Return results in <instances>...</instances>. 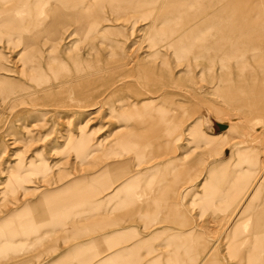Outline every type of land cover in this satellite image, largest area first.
<instances>
[{"label": "rangeland", "instance_id": "obj_1", "mask_svg": "<svg viewBox=\"0 0 264 264\" xmlns=\"http://www.w3.org/2000/svg\"><path fill=\"white\" fill-rule=\"evenodd\" d=\"M83 1L84 12L101 14L100 22L92 18L101 36L94 49L79 35L55 45L14 39L37 21L42 27L52 16L59 19L68 6L64 0H0V13L6 15L0 17V244H16L19 251L0 256V264H91L134 243L130 234L118 242L109 236L129 228L152 237L148 243L156 253H168L169 243L154 234L173 229V221L144 216H163L174 208L194 216L212 236L213 262L238 264L239 257L228 249L229 224L253 192L264 198V45L244 46L248 37L263 35L249 28L246 8L253 6L260 24L264 0H127L131 10L117 17L116 2ZM69 26H62L63 32L76 27ZM217 78L229 83L215 89ZM80 135H87L81 150ZM133 155L147 161L132 160L129 171L158 168L160 175L180 159L174 164L185 169L186 179L176 197L165 199L162 207L147 203L136 210L123 193L120 204L112 201L107 210L114 212L109 218L128 222L92 229L76 240L48 222L33 237L35 209L39 227L51 191L92 178L86 183L90 189L94 180L101 181V169ZM43 166L48 167L44 172L36 170ZM160 175L148 180L165 177ZM214 188L216 213L203 205L214 200L209 193ZM82 212L90 216L84 223L103 220L101 209ZM78 244L85 245L84 253H63Z\"/></svg>", "mask_w": 264, "mask_h": 264}, {"label": "crops", "instance_id": "obj_2", "mask_svg": "<svg viewBox=\"0 0 264 264\" xmlns=\"http://www.w3.org/2000/svg\"><path fill=\"white\" fill-rule=\"evenodd\" d=\"M3 16L6 17L5 14L0 13V17ZM0 27H2L1 23ZM122 156L123 155H118V157ZM178 157L179 156L177 155V158ZM128 159L131 160H127L125 163L120 165H113L112 169H101L97 175L99 178L101 177V181L94 180V185H92L90 189L86 187V183L92 178L79 179L73 184H66L65 186L58 187L54 191H51L48 195L50 201L45 204L46 206H44V209L40 210L39 227H37L38 211H36L37 208L35 209L36 219H34L35 229L33 237L37 236L36 233L38 234L39 230H41V225L48 222H51L55 227H60L59 230L62 234L66 238L69 237L72 240L86 237L87 234L95 228L113 227L122 224L123 221L128 222L127 217H117L114 219L109 218L110 215L114 213L112 210H107L112 201L114 204H120V196L123 193H127L126 199L131 201V204H133L136 210H141L147 205V203L154 207H162L166 203L165 199L176 197L179 185L186 179L185 169L178 168L177 170L178 166L174 164V162L180 161V159L175 158V160L172 161L170 171H167L166 175L157 174L160 171L158 168L136 169V171H129V162L132 160L139 162L147 161V159L141 158L137 155H133ZM152 160L153 159H150L148 161ZM162 171L165 173V168L162 169ZM170 172H174L175 175L171 177L169 175ZM154 174L165 177H161L157 181H149V177ZM115 182L118 184L111 187V184ZM145 186L148 190L141 193L138 189ZM197 188H201V185H198ZM109 189H111V191L101 197L99 192L105 190L107 191ZM192 189L195 188L193 187L188 189V192L186 190L179 196L181 198L184 197V195L188 194ZM209 193L210 195L214 193L215 198L212 201V197H210L209 203L203 204L204 208L207 211H215L216 213L218 205L216 197L217 189L214 188L213 191H209ZM42 202L43 200L41 199L40 203L42 204ZM240 206L241 208L237 217L231 224H229L230 230H227L226 232L228 239L231 240V245L228 246V249H230L235 256L239 257L240 262L238 264H264L263 193L260 191L253 192L240 204ZM90 207L96 208L97 210L101 209L103 220L95 224L84 223L85 219L90 216L85 215L82 210H87ZM236 209H238V207ZM232 210L231 214H233L235 208ZM101 214L98 212L96 216L101 218ZM159 214L161 213L157 212L152 215L146 214L144 219L153 221L155 219L158 220L164 218L167 222L170 220L173 221V229H167L154 234L157 238H159V236H163L164 240L169 243L168 245L171 246V249L168 253H156L153 247L148 243L152 240V237H140L135 228H129L116 231L109 236L114 238L113 240L111 239V241L117 240L118 242L123 239L124 236L130 234L133 235L135 240L134 243H131L130 246L118 247L112 253L101 256V259L94 258L95 260L92 259L93 261L90 260L91 255L87 252L88 261L90 260L89 263L117 264L122 262L121 264H218L217 262H213L211 259V254L217 251L215 246L212 245L213 238L212 236H207V234L196 223L194 216L179 208H174L163 216ZM109 236L105 235V237L102 238L106 240ZM234 239H236V241H234ZM1 244L3 243L1 242ZM1 244V257H6L11 253L19 252L18 245L16 244L11 243V245L5 244L3 246ZM84 247V244H78L63 253H84ZM101 249L106 252L108 250L102 246ZM155 254L156 257L153 258V255ZM161 258H165V261H162Z\"/></svg>", "mask_w": 264, "mask_h": 264}, {"label": "bare ground", "instance_id": "obj_3", "mask_svg": "<svg viewBox=\"0 0 264 264\" xmlns=\"http://www.w3.org/2000/svg\"><path fill=\"white\" fill-rule=\"evenodd\" d=\"M73 1V0H72ZM123 1V2H122ZM127 0H116V1H106V2H116V9L117 10H113L112 12L115 14L113 16L117 17L116 15H122L125 14L126 11L131 10L130 8H128V3L125 4ZM67 2L65 5L70 6L69 9L67 7H65L63 5V15L60 16V18H55L56 16H52V19L49 18L47 16L48 22H46L42 27H40L38 24L40 22H36L33 25V28H29L27 29L28 33L23 32L22 35L23 37H21L19 34L21 32H18V35L14 38V39H19L20 41H24L27 44H30L31 42L33 43H39L41 41L43 42H48L49 44L55 45L56 42H62L65 40H68L67 43L69 41H71L75 36H81V40L86 41L88 44V49H94V44L97 43L98 41L100 42L101 36L99 35L100 32V28L97 24L92 23V21L94 19L92 18H96L98 22L101 21V14H95V13H89V12H84V9L86 7V3H84L83 0H74V3L76 2V4L72 3L71 1H65ZM71 2V3H69ZM114 4V3H113ZM259 6V5H258ZM257 8V7H256ZM65 10V11H64ZM46 12V11H45ZM50 15V14H49ZM246 15L249 17L247 20V24L249 26V28L254 31L256 28H258L255 31H259V33H263V35L261 37L258 38H254V37H248L247 39V44H245L244 46H251L253 47L254 44L262 42L263 41V45H264V19H258V21H260L261 23H255V19L259 14L254 12V8L253 6H248L246 8ZM121 17V16H120ZM8 18V17H7ZM104 20V19H103ZM135 20V19H134ZM139 20V19H138ZM105 22V20H104ZM43 24V23H42ZM70 25L69 27H75V29L72 30H66V32H63V27H66L67 25ZM229 24V23H228ZM22 25V24H21ZM58 26V28H57ZM63 26V27H62ZM101 27V26H100ZM22 28V27H21ZM1 29V28H0ZM4 30V29H3ZM2 31V30H1ZM12 33H14V30H10ZM19 31V30H18ZM5 32V31H4ZM132 32V31H131ZM17 33V32H16ZM8 34V33H7ZM131 36V35H130ZM144 38V37H143ZM2 39H7V38H2ZM178 39V38H177ZM16 41V40H15ZM165 41V40H164ZM145 43V42H144ZM73 47V46H72ZM250 53V52H249ZM248 53V54H249ZM144 55V54H143ZM251 56L252 57H257L258 55L256 53H252L251 52ZM239 58V57H238ZM77 60H81L82 59V55L79 51V54H77L76 56ZM33 60V59H32ZM76 61V60H75ZM76 63V62H75ZM188 63V62H187ZM221 63V62H220ZM21 64V63H20ZM22 65V64H21ZM224 65V64H223ZM225 66V65H224ZM104 67V66H103ZM141 67V66H139ZM223 70V69H220ZM158 71V70H157ZM261 73L264 74V64L261 67L260 70ZM238 76V75H237ZM243 76V74H242ZM29 80V79H28ZM131 80V79H130ZM72 81V80H71ZM154 81V80H153ZM214 86L215 89L220 88L222 85L229 83V81L227 83L223 82L222 78H217L216 80H214ZM231 82V81H230ZM8 83V82H7ZM154 83V82H153ZM9 84V83H8ZM36 92V91H35ZM34 92V93H35ZM223 104V103H222ZM31 109V108H30ZM186 113V112H185ZM235 113V112H234ZM184 114V113H183ZM187 116V115H186ZM150 118V116L148 117ZM145 123V122H144ZM143 124V123H142ZM82 125V124H81ZM141 124H138V126H140ZM83 134V133H81ZM110 136V135H109ZM87 135H80L79 137H77V148L79 150H81L82 145L84 143V141L86 140ZM230 138V137H229ZM137 139V138H136ZM204 143V142H203ZM209 144V143H208ZM148 148V147H147ZM153 149V151H155V148L150 147L149 150L151 151ZM93 153V152H91ZM89 153V154H91ZM46 168L48 167H44L41 169H36V170H46ZM43 169V170H42ZM44 172V171H43ZM46 172V171H45ZM11 178H9L10 181ZM12 180V179H11ZM19 179L15 178L13 179V181H18ZM10 181V182H13ZM240 210V209H239Z\"/></svg>", "mask_w": 264, "mask_h": 264}]
</instances>
